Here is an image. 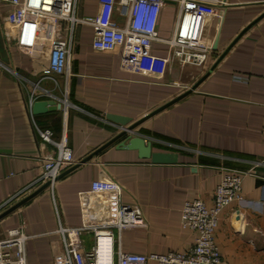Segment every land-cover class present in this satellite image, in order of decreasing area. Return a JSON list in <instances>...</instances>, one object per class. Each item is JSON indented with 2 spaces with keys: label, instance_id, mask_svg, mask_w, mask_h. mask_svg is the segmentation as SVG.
<instances>
[{
  "label": "crops",
  "instance_id": "1",
  "mask_svg": "<svg viewBox=\"0 0 264 264\" xmlns=\"http://www.w3.org/2000/svg\"><path fill=\"white\" fill-rule=\"evenodd\" d=\"M218 1L222 17L204 16L199 23V40L213 46L202 66L181 65L170 46L155 42L151 54L159 59V71H127L120 50L95 51L93 29L79 26L72 53L76 76L43 79L46 50L23 52L6 44L10 64L0 70V215L43 187L37 183L39 158L55 146L41 144L34 123L51 129L56 141L65 132L78 165L58 179L53 192L45 188L0 218V239L12 228L33 236L28 264H62L60 225H113L121 205L139 207L146 225L114 230L109 264H118L119 251L184 252L196 234L181 224L183 206L201 199L211 207L222 168L251 174L243 179L241 199L219 215L216 245L228 264H264V0ZM169 6L159 20L165 38L173 36L176 23ZM10 9L0 2L2 34ZM98 9L99 0H80L78 13L92 16ZM31 99L55 100L61 108L32 115ZM109 114L130 123L146 118L137 133L176 162L156 164L116 144L82 162L119 133ZM83 239L86 249L94 246L92 233ZM102 251L105 258L108 250Z\"/></svg>",
  "mask_w": 264,
  "mask_h": 264
},
{
  "label": "built area",
  "instance_id": "2",
  "mask_svg": "<svg viewBox=\"0 0 264 264\" xmlns=\"http://www.w3.org/2000/svg\"><path fill=\"white\" fill-rule=\"evenodd\" d=\"M10 6L3 19V38L9 46L20 51L46 50L48 67L43 79L55 76L73 77L72 53L79 26L93 29L92 48L97 52L120 50L121 67L131 72L153 73L159 71V59L151 54L153 43H164L172 48L174 58L181 65L202 66L213 51L212 45L199 40V23L204 16L222 17L218 0H99L96 15L81 16L80 0H0ZM168 5L178 6V17L173 36H159V20ZM76 76V75H75ZM79 80L81 77H77ZM67 110L68 101L65 97ZM31 99L29 110L32 114ZM33 115V114H32ZM43 146L54 145L55 151L40 155L41 173L37 183L49 184L54 191L59 176L75 166L73 151L64 132L58 141L51 129H41L33 124ZM222 179L213 195V205L208 207L201 199L186 201L181 211V224L196 234L194 245L184 252L167 254H142L118 252V264H228L215 241L219 215L226 206L241 199L243 179L249 171L222 168ZM30 190V189H29ZM142 210L137 206L121 205L117 219L108 226L69 227L60 225L56 231L62 237L64 253L62 264H109L113 250L114 230L119 233L145 226ZM92 233L95 244L86 249L83 236ZM22 228H12L0 239V264H28L27 242L32 238ZM107 242L106 262L103 263L101 247Z\"/></svg>",
  "mask_w": 264,
  "mask_h": 264
},
{
  "label": "water",
  "instance_id": "3",
  "mask_svg": "<svg viewBox=\"0 0 264 264\" xmlns=\"http://www.w3.org/2000/svg\"><path fill=\"white\" fill-rule=\"evenodd\" d=\"M216 46L217 45H215L214 48H216ZM9 64H10L9 51H8V48H7L6 43L4 41L2 30L0 28V70L2 69V67L8 66ZM191 92L192 91H188L187 93L179 96L174 101H172L168 105H165L164 107L160 108L159 110L166 108L170 104L180 100L181 98L185 97L186 95H188ZM60 108H61V104L57 103L55 100H42V101H34L32 104L31 110H32V113L34 115H38V114H43V113L55 111V110L60 109ZM156 112H158V111H156ZM153 114H155V113H153ZM107 119L119 127V130H120L119 133L114 138H112L110 141L105 143L102 147H100L98 150H96L94 153L89 155V157L84 159L82 162H87L93 156H95L100 151H102L103 149H105L106 147H108L112 144H116V147L118 149L135 150L138 152V155L141 159H150L153 163H156V164H172V163L176 162L177 159L174 155H172L171 153L154 151L151 141H148L145 137H143L142 135L137 133L136 129L146 118L142 119L141 121H137L135 123H130L131 119L128 117L109 114L107 116ZM0 151H2V150L0 149ZM75 166H78V165H75ZM75 166L71 167L70 169H68L67 171L62 173L59 176V178L65 174H67L71 170H73L75 168ZM259 183H264V181H259ZM48 185L49 184L43 185V187H41V189H39L35 193L29 195L23 201H21L20 203H18L17 205H15L13 207H11L5 213L1 214L0 218L7 215L8 213L13 211L14 209L20 207L22 204H24L25 202H27L28 200L33 198L40 191L47 188Z\"/></svg>",
  "mask_w": 264,
  "mask_h": 264
},
{
  "label": "rangeland",
  "instance_id": "4",
  "mask_svg": "<svg viewBox=\"0 0 264 264\" xmlns=\"http://www.w3.org/2000/svg\"><path fill=\"white\" fill-rule=\"evenodd\" d=\"M169 7L172 9V21L171 22L173 24V21H176L177 17H178V6L177 5H170ZM159 36L164 38V39H169V38L163 37L160 33H159Z\"/></svg>",
  "mask_w": 264,
  "mask_h": 264
},
{
  "label": "bare ground",
  "instance_id": "5",
  "mask_svg": "<svg viewBox=\"0 0 264 264\" xmlns=\"http://www.w3.org/2000/svg\"><path fill=\"white\" fill-rule=\"evenodd\" d=\"M108 247H107V242H106V240H104L103 241V243H102V247H101V252L102 253H104V251H102V249H107ZM106 253H107V251H106ZM102 256H104L103 254H102ZM102 259H103V263H105L106 262V255H105V258L104 257H102Z\"/></svg>",
  "mask_w": 264,
  "mask_h": 264
}]
</instances>
